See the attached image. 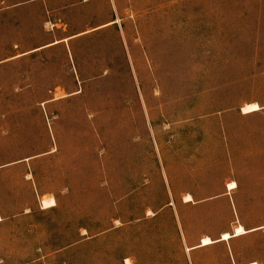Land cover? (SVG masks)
Returning <instances> with one entry per match:
<instances>
[{
    "label": "rangeland",
    "instance_id": "374dc122",
    "mask_svg": "<svg viewBox=\"0 0 264 264\" xmlns=\"http://www.w3.org/2000/svg\"><path fill=\"white\" fill-rule=\"evenodd\" d=\"M127 259L264 264V0H0V264Z\"/></svg>",
    "mask_w": 264,
    "mask_h": 264
},
{
    "label": "bare ground",
    "instance_id": "6f19581e",
    "mask_svg": "<svg viewBox=\"0 0 264 264\" xmlns=\"http://www.w3.org/2000/svg\"><path fill=\"white\" fill-rule=\"evenodd\" d=\"M260 110L259 106L254 104V105H249L247 107H245L243 109V113L244 114H249V113H253V112H256ZM227 189L228 191H233L235 189H237V184L236 183H230L228 186H227ZM193 201V198L191 195H187L185 198H184V202L185 203H189V202H192ZM56 206V203L54 200H49V201H46L44 200L43 201V207L46 208V209H49V208H53ZM248 232L242 227V226H239L237 227V229L235 230L234 232V236H231L230 234H224L222 237V241H225V242H229V240L232 238V237H239V236H242V235H245L247 234ZM202 244L204 246H207V245H211V244H214V242L210 239V238H204V240L202 241ZM188 251V250H186ZM125 264H131V261L130 260H126L125 261Z\"/></svg>",
    "mask_w": 264,
    "mask_h": 264
},
{
    "label": "crops",
    "instance_id": "0c3cea01",
    "mask_svg": "<svg viewBox=\"0 0 264 264\" xmlns=\"http://www.w3.org/2000/svg\"><path fill=\"white\" fill-rule=\"evenodd\" d=\"M58 42H55L53 45H55V44H57ZM192 196V195H191ZM192 198H193V200L194 199H196V200H209V198H207V197H197V198H194L193 196H192ZM190 203V202H189ZM237 229V228H236ZM235 229V230H236ZM247 231V230H246ZM235 232V231H234ZM248 232V231H247ZM224 234H230V233H224ZM224 234H222L221 236H223ZM231 236H234L235 234L233 233V234H230ZM243 236V235H242ZM238 237V236H237ZM237 237H232L230 240H229V242L233 239V238H237ZM240 237V236H239ZM204 238H210L213 242H214V244H211V245H207V246H204L203 244H202V241L204 240ZM222 239V237H220V239H218V240H213L212 239V237H210V236H205V237H200L197 241H195V242H192V241H190L189 240V245L187 244L186 245V250H188L187 252L190 254V253H193V255H194V252L196 253L197 251H199V250H201V249H203V248H206V247H209V246H212V245H215V244H217V243H220V242H225V241H222L221 240ZM228 241L226 242V243H229ZM253 264H256V263H253Z\"/></svg>",
    "mask_w": 264,
    "mask_h": 264
}]
</instances>
